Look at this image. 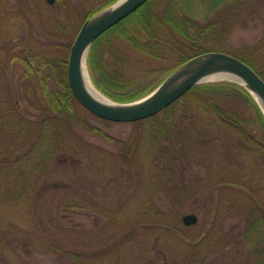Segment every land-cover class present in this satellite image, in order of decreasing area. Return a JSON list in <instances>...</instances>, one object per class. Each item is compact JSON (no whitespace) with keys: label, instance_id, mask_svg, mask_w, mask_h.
<instances>
[{"label":"rangeland","instance_id":"374dc122","mask_svg":"<svg viewBox=\"0 0 264 264\" xmlns=\"http://www.w3.org/2000/svg\"><path fill=\"white\" fill-rule=\"evenodd\" d=\"M109 1L0 0V93L5 94L0 96L4 111L0 122L10 120L4 97H11L21 114L37 121V130L43 118L36 109L41 102L40 79L27 74L22 64L32 59L49 86L58 89V77L68 66L80 28L91 12ZM177 3L175 8L182 7L200 25L217 19L222 26L221 45L231 53L249 51L264 66V0L244 5L239 0ZM167 4L162 12L168 10ZM212 46L211 37L206 47ZM119 48L129 56L131 86L123 90L125 95L166 80L179 54L177 48L167 47L165 51L173 54L155 59L129 46ZM12 54L17 55L11 59ZM30 55L38 57L34 60ZM86 70L95 88L120 104L96 87L94 77H100L91 72L88 62ZM247 117V134L220 124L218 141L211 142L214 136L208 134L188 158L166 160L158 170L146 159L152 145L151 124L103 123L78 111L77 118L64 122L79 149V158L74 159L78 165L57 171L53 164L39 181L24 161L0 169V264H264V249L258 251L264 225L259 234L257 223L245 231L253 213L254 220L258 217L264 224V128L255 109L249 108ZM85 122L116 142L90 134ZM188 134L183 128L178 132L190 142ZM76 137L90 147L76 144ZM17 138L22 139L18 132L6 141ZM33 142H24L30 143L26 150ZM122 142L132 143L129 150ZM138 145H142L140 153ZM176 146L179 149L181 144ZM103 150L106 161L97 162L96 155ZM13 153L11 160L20 152ZM189 214L198 216L197 224H184ZM203 235L206 250L199 248Z\"/></svg>","mask_w":264,"mask_h":264},{"label":"trees","instance_id":"16d2710c","mask_svg":"<svg viewBox=\"0 0 264 264\" xmlns=\"http://www.w3.org/2000/svg\"><path fill=\"white\" fill-rule=\"evenodd\" d=\"M116 1L110 0L103 5L101 4L102 6L91 12L88 18L111 6ZM177 1L148 0L142 7L94 41L89 51L88 64L92 70L91 72H97L100 77V80L94 77L95 85L98 89L114 101L126 103L146 96L162 82L147 91L137 93L135 91L125 95L123 90L131 86V80L128 77L129 56L120 50L119 45L129 46L136 53L155 59H165L166 53L173 54L171 50L167 52L165 50L170 47L177 48L179 54L174 60L175 67L171 70V73L191 59L204 54L212 52L231 53L220 43L222 26L217 19L205 25H200L197 21L188 17L182 7L175 8L178 4ZM239 1H242L241 5H244L245 1L248 2L250 0ZM166 4L168 10L162 12V8ZM211 37L213 46L207 48L206 44ZM231 54L250 65L264 78V66L259 64V60L254 54L249 51L232 52ZM15 55L17 54L10 55L11 59L15 58ZM30 57L35 60L38 56L30 55ZM22 66L27 74L39 76L40 85L37 91L41 102L36 109L42 112L41 116L43 118L39 120L40 125L35 130L37 121H29L26 115L18 111L13 98L4 97V101L8 102V105H6V116L10 120L0 122V169L9 167L10 164L15 165L24 161V165H31L35 181H39L45 173L53 168V164L55 165L54 170L57 168V171L68 165L69 167H74V165L79 164V161L75 162L74 160L76 159L75 156L79 158L77 154L79 149L77 150V146L73 143L72 132L67 129L64 122L77 118V112L80 110L88 111L75 99L68 82L66 66L62 76L58 77V89H52L49 86L48 80L44 79L40 68L35 69L32 59L27 60ZM3 95L5 94L0 93V96ZM44 102L46 105L45 109L43 108ZM249 108L257 111L264 128V115L246 88L232 82H211L191 88L161 113L134 124L137 126L147 123L152 125L151 151L146 153V159L151 166H156V169L159 170L161 162L162 165L166 163V160L177 162L183 158H188L190 154H193L192 150L194 147L201 148L199 140H206L205 138L208 134L214 136V138L209 139L211 142L218 141L215 134L218 132L217 129L220 124L237 133L247 134L244 124L250 122L247 117ZM3 113V110L0 111V115ZM98 119L103 123H110V121ZM199 123L202 126L198 127ZM84 124L90 134L98 135L110 142H116L115 139L107 136L91 123L85 122ZM182 128L183 131L189 133L188 140L190 142L178 136V132ZM8 129L10 130L9 135ZM32 129L34 130L32 131ZM16 132L22 136V139L17 138L15 141L10 139L6 141V137H14ZM197 133L199 138L196 135ZM34 134H37L35 140ZM30 139L34 141L33 145L29 150H26L27 145L30 143L24 142H28ZM76 139L79 141L76 144L89 146L82 142L81 138L76 137ZM7 142H10V144ZM177 143L181 144L179 149L176 146ZM3 144L7 145V152H4ZM18 144H21L19 149H17ZM130 144L132 145V143L124 144L122 142L123 149L125 151L129 150ZM205 144L208 145L207 142ZM141 147L142 145L136 147L137 153H140ZM12 152H14L13 154L20 152L14 160H11L10 153ZM102 152L101 155H96L98 156L97 162L99 160L100 162L106 161V152L104 150ZM137 153L135 161L139 163ZM151 155L152 161L150 160ZM86 156L89 159V155ZM142 164L145 165L144 162ZM203 237L204 235L199 240V243L200 241L202 243Z\"/></svg>","mask_w":264,"mask_h":264},{"label":"water","instance_id":"95a60500","mask_svg":"<svg viewBox=\"0 0 264 264\" xmlns=\"http://www.w3.org/2000/svg\"><path fill=\"white\" fill-rule=\"evenodd\" d=\"M48 1L51 4L54 3V0ZM147 1L126 0L120 3V0L110 8L87 20L80 29L70 51L68 81L76 100L83 108L93 115L108 121L122 123L138 122L162 112L185 95L191 88L209 82L206 79L220 71L240 77L248 86L230 78L219 80L241 84L253 96L252 91L264 100V79L245 62L223 52L204 54L188 61L173 72L153 92L141 100L125 104H106L92 98L84 88L82 71V62L84 60L86 64L92 44L99 36L134 13ZM109 9L112 10L103 14ZM177 81L179 83L176 86H170L171 82ZM255 100L264 115L262 106L256 98ZM183 220L186 225H194L197 223L198 218L193 214H189Z\"/></svg>","mask_w":264,"mask_h":264},{"label":"bare ground","instance_id":"6f19581e","mask_svg":"<svg viewBox=\"0 0 264 264\" xmlns=\"http://www.w3.org/2000/svg\"><path fill=\"white\" fill-rule=\"evenodd\" d=\"M124 1H126V0H121L120 3H123ZM111 10L112 9H109V10L105 11L103 14L108 13ZM98 17H100V16H98ZM82 71H83V85H84V88L86 89V91L88 92V94L92 98L98 100L99 102L106 103V104H115L112 101H110L107 97H105L100 91H98L95 88V86L92 84V82L90 81V79H89V77L87 75L86 64H85L84 60L82 62ZM222 78H230V79H232L234 81H237V82H240L242 84L247 85L245 83V81H243L240 77H238V76H236L234 74H229V73L223 72V71H220V72H218L216 74L211 75L210 77H208L206 79V81H218L219 79H222ZM178 83H179V81L174 82V83L171 82L170 86H176ZM252 93L254 94L255 98L258 100V102L260 103V105L262 106V108L264 110V100L259 95H257L254 91H252Z\"/></svg>","mask_w":264,"mask_h":264},{"label":"flooded vegetation","instance_id":"af4514ba","mask_svg":"<svg viewBox=\"0 0 264 264\" xmlns=\"http://www.w3.org/2000/svg\"><path fill=\"white\" fill-rule=\"evenodd\" d=\"M257 204H260L259 202H256ZM259 207H260V205H259ZM252 215V217H248L251 221L248 223V224H246V232L248 231V229L249 228H253L254 227V225L253 224H255V223H257V227H258V234H259V232H260V230L262 229V225H264L263 224V220L261 219L260 220V218H256L255 220H254V215H255V213H253V214H251ZM197 218H198V216H196ZM184 219V218H183ZM247 219V218H246ZM198 221H199V218H198ZM198 221H197V223H198ZM247 221V220H246ZM183 222H184V220H183ZM196 223V224H197ZM248 225H250L251 227H249ZM253 225V226H252ZM245 233V232H244ZM248 235V234H247ZM243 236V235H242ZM241 240V239H240ZM242 240H244L243 238H242ZM244 241H246V238H245V240ZM259 244H260V249L258 250V251H262L263 249H264V237H263V232H260V237H259ZM207 247L208 246H206V245H203L202 243L201 244H199V248H204V250H206L207 249Z\"/></svg>","mask_w":264,"mask_h":264}]
</instances>
